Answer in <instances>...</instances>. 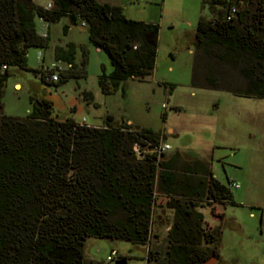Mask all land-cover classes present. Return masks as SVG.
I'll use <instances>...</instances> for the list:
<instances>
[{
  "label": "trees",
  "instance_id": "1",
  "mask_svg": "<svg viewBox=\"0 0 264 264\" xmlns=\"http://www.w3.org/2000/svg\"><path fill=\"white\" fill-rule=\"evenodd\" d=\"M46 1L52 8L37 0H0V264H101L85 256L89 238L147 246L148 264H203L219 257L220 228H209L200 209L226 206L232 195L210 161L151 153L164 143L160 134L113 126L111 116L104 127L57 121L46 99L36 100L26 118L4 114L10 67L40 73L47 84L45 73L28 65L29 50L50 42L39 34V20L67 18L65 35L78 22L86 24L90 44L111 63V72L103 68L99 77L105 93L153 74L157 23L128 19L121 7L99 0ZM202 4L210 17L197 23L192 85L264 99V0ZM77 50L73 43L55 49L56 59L70 65L47 72L57 71L60 84L87 77L89 50L80 47L79 64ZM160 197L172 221L159 212ZM155 223L170 225L165 250L152 243Z\"/></svg>",
  "mask_w": 264,
  "mask_h": 264
},
{
  "label": "rangeland",
  "instance_id": "2",
  "mask_svg": "<svg viewBox=\"0 0 264 264\" xmlns=\"http://www.w3.org/2000/svg\"><path fill=\"white\" fill-rule=\"evenodd\" d=\"M99 1L121 7L128 19L159 25L153 74L145 80L129 79L121 90L105 93L99 77L103 68L111 72V63L103 51L89 44L86 78L45 84L40 73L10 67L4 88V114L26 118L36 100L46 99L52 103L57 121L72 118L77 123L103 127L111 116L113 126L127 124L160 134L170 146L168 158L179 153L185 160L210 161L215 178L232 195L226 206L205 204L201 210L209 228H220L219 264H264V99L192 85L196 27L199 18H209L210 12L203 8L202 0ZM86 33L87 28L78 22L71 38L84 41ZM65 39L69 42L70 37L63 36L61 30L52 42L64 43ZM80 47L77 54L82 59ZM36 50L44 52L30 49L28 65L33 70H39L40 64ZM50 59L53 57L48 51ZM16 81L21 83V90L13 87ZM85 93L91 97L87 99ZM231 182L239 187H231ZM158 204L163 206L159 212L167 220L170 212L166 199H159ZM221 214L223 218H219ZM168 227L155 223L154 234L159 238L152 237L154 246L165 245ZM113 249L118 254L108 262ZM85 254L88 260L101 264H117L123 259L126 264H148L147 246L124 241L89 238Z\"/></svg>",
  "mask_w": 264,
  "mask_h": 264
},
{
  "label": "crops",
  "instance_id": "3",
  "mask_svg": "<svg viewBox=\"0 0 264 264\" xmlns=\"http://www.w3.org/2000/svg\"><path fill=\"white\" fill-rule=\"evenodd\" d=\"M37 3L38 4H40V5H42V6H45V5H47V1L45 0V2H43V3H40V2H38L37 1ZM68 23V19L67 18H64V19H62L59 23H57V24H47V23H45V22H43L42 20H39L38 21V31H39V34H42V33H47L48 34V37H49V40H50V42H49V46L47 47V49L45 48L44 49V52H40V51H37L36 53H38L37 54V59H38V62L40 63L39 64V70H41L42 72H44V73H46L48 70H52V69H54L55 67H59V68H63V69H65V68H67V67H70V65H67L66 63H63V62H61V61H59V60H57L56 59V55H55V49L57 48V47H61V48H66L67 47V45L68 44H70V43H73V44H75L76 46H85V47H87V45H89L90 44V42H89V37H88V33H86V35H85V37H84V41H77V40H75V39H73V38H71V35H72V33H73V29H74V26L73 27H71L69 30H68V33L65 35L64 34V31H63V28H64V26L66 25ZM81 27H86V24L84 23V22H81ZM62 30V35L63 36H65L66 38L68 37H70V39H69V42L67 41L66 42V39H65V41H64V43L63 42H60V43H53L52 42V38L53 37H55V36H59L60 35V31ZM58 40H60L61 41V39H58ZM85 42V43H84ZM89 49V51H90V48H88ZM97 49V48H96ZM98 51H100V49H97ZM48 51H50V53H51V56L53 57V59H50L51 61H49V60H47V54H48ZM36 53H35V56H36ZM54 54V55H53ZM28 61L30 60V56H31V54H30V50H29V52H28ZM81 58H78V54L76 55V59H75V62L76 63H79V62H81ZM49 63H51V67H48L47 65L49 64ZM49 84H51V83H49ZM13 87L15 88V89H20L21 90V83L20 82H18V81H16L14 84H13ZM80 124H84V125H87V126H92V125H88V124H85V123H80ZM92 127H102V126H92ZM104 127V126H103ZM162 197H160L159 199H161ZM158 203H159V200H158ZM203 208H201L200 209V211L202 210ZM170 213H168V215H167V218L169 219V220H172V216H173V214H172V211L171 210H168ZM202 212V211H201ZM203 213V212H202ZM206 222V221H205ZM207 224V223H206ZM168 225H169V223L167 224V227H168ZM169 227H170V225H169ZM169 227H168V229H169ZM167 232H168V230H167ZM157 234V233H156ZM158 235V237L156 238V239H158L159 238V234H157ZM153 243V242H152ZM164 243H165V245L163 246V247H160L162 250H165V248H166V245H167V233H166V236H165V238H164ZM85 256H86V254H85ZM217 259H218V257H217ZM217 264H219V259L217 260Z\"/></svg>",
  "mask_w": 264,
  "mask_h": 264
},
{
  "label": "built area",
  "instance_id": "4",
  "mask_svg": "<svg viewBox=\"0 0 264 264\" xmlns=\"http://www.w3.org/2000/svg\"><path fill=\"white\" fill-rule=\"evenodd\" d=\"M46 8H47V9L52 8V3H51V2H48L47 5H46ZM235 13H236V10L233 8V9L231 10L230 14L228 15L227 19L230 20V19L234 16ZM41 36H43V37L46 38V37L48 36V34L45 32V33H42ZM55 68H56V67H55ZM48 71H49V70H48ZM48 71H47V72H48ZM47 72L44 74L45 81H46L47 84L58 82V80H59V74H58L57 72L52 73V74H49V73H47ZM169 149H170V146H169L168 144H164V143H163V144H161L160 146L155 147V148L151 151V153H156V154H158V155L161 157L162 154L167 153ZM134 151H135V153L139 156V158H142V157L144 156L143 153H142V151H141V148H140L138 145H135V146H134ZM231 187H233V188H238L239 185H238L237 183L233 182V183L231 184ZM117 254H118V252H117L115 249H113V250L111 251L110 255L108 256L107 261H108V262L113 261V260L115 259V257L117 256Z\"/></svg>",
  "mask_w": 264,
  "mask_h": 264
},
{
  "label": "water",
  "instance_id": "5",
  "mask_svg": "<svg viewBox=\"0 0 264 264\" xmlns=\"http://www.w3.org/2000/svg\"><path fill=\"white\" fill-rule=\"evenodd\" d=\"M217 257H212L211 259H209L208 261H206L203 264H217ZM126 261H118L117 264H126Z\"/></svg>",
  "mask_w": 264,
  "mask_h": 264
}]
</instances>
